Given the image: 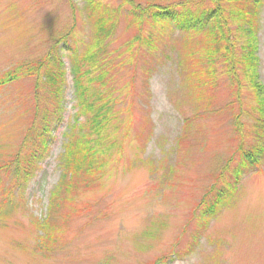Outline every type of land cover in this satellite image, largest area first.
Here are the masks:
<instances>
[{"label":"rangeland","instance_id":"374dc122","mask_svg":"<svg viewBox=\"0 0 264 264\" xmlns=\"http://www.w3.org/2000/svg\"><path fill=\"white\" fill-rule=\"evenodd\" d=\"M186 1L0 0V78L17 74L0 88V167L16 161L35 119L37 77L25 68L44 61L68 37V50H61L67 74L65 121L34 178L13 191L18 207L0 222V264H264V165L243 179L232 205L202 230L194 252L183 257L200 229L202 199L228 161H239L243 142L253 144L257 118L239 44L240 97L227 64L205 53L203 35L190 37L152 17L155 6ZM95 6L106 10L116 30L101 62L106 88L91 87L112 92L121 119L129 123L102 186L70 200L64 194L46 226L77 113L74 61L89 68L82 58L93 46ZM258 44L264 85V7ZM101 73L94 70L90 78ZM9 186L3 183L0 202ZM44 232L53 238H44ZM165 258L168 263L161 262Z\"/></svg>","mask_w":264,"mask_h":264},{"label":"trees","instance_id":"16d2710c","mask_svg":"<svg viewBox=\"0 0 264 264\" xmlns=\"http://www.w3.org/2000/svg\"><path fill=\"white\" fill-rule=\"evenodd\" d=\"M263 7L264 0H187L167 7L155 6L156 11L152 13L156 22L173 24L176 30L190 37L203 35L206 39L205 53L211 58L219 56L227 64L228 76L234 87L239 86L240 97L242 87L237 82L235 68L239 44L242 72L255 98L257 118L253 124L254 142L250 146L243 142L238 151L239 161L235 158L228 161L217 182L202 199L198 207L200 229L193 245L183 257L194 252V245L202 230L208 228L221 210L232 205L243 179L264 165V85L261 82L258 56V32ZM105 11L102 6L92 8L94 42L90 52L82 58L89 68L84 70L80 67V60L74 61L77 113L67 134L68 140L61 158L63 176L60 185L52 193L46 226L52 213L63 205L64 194L67 196L65 200H70L68 197L81 191H91L102 186L110 158L123 148L124 143L120 137L123 126L129 122L125 123L121 119V111L117 108L112 92L108 91V94L100 88L91 87L99 83L102 88H106L104 76L107 72L102 69L101 62L107 52L108 41L114 36L116 25L111 17L105 16ZM67 40L68 37H64L58 41L44 61L25 68L27 74L37 77L35 119L16 161L0 168V191L5 181L13 184L7 187L5 200L0 202V222H5L17 211L19 199L13 193L15 187L23 188L34 178L40 165L50 155L54 133L65 121L67 74L61 50H68ZM61 42L63 46L60 48ZM94 70H101L102 73L90 78ZM16 76L11 74L0 78V88L15 80ZM235 126L240 132V115L236 116ZM127 136L125 131L124 138ZM45 237L53 238L44 232ZM178 257L182 258V255ZM161 262L168 263L169 260L165 258Z\"/></svg>","mask_w":264,"mask_h":264}]
</instances>
